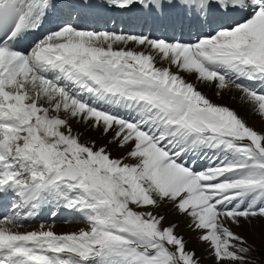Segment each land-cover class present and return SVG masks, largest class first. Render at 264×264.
Instances as JSON below:
<instances>
[{
  "label": "snow or ice",
  "instance_id": "6c2138e0",
  "mask_svg": "<svg viewBox=\"0 0 264 264\" xmlns=\"http://www.w3.org/2000/svg\"><path fill=\"white\" fill-rule=\"evenodd\" d=\"M209 93L264 125V0H0V264H264V127Z\"/></svg>",
  "mask_w": 264,
  "mask_h": 264
},
{
  "label": "rangeland",
  "instance_id": "374dc122",
  "mask_svg": "<svg viewBox=\"0 0 264 264\" xmlns=\"http://www.w3.org/2000/svg\"><path fill=\"white\" fill-rule=\"evenodd\" d=\"M106 23V21L104 20L102 23H101V27H103L104 26V24ZM109 27H111V25H109ZM214 102H216V103H223V104H227L229 107H232V108H235L239 113H240V115L241 116H243L246 120H247V122H248V124L250 125V126H253L254 128H256L257 130L259 129H261L262 127H264V125H260V126H256V121L258 120V118L257 117H254V116H250L249 114H248V112H247V110L245 109V108H243V107H241V105H240V103H238L235 99H232V98H230L229 100H226V101H224V100H219L218 102L216 101V100H214ZM243 110V111H242ZM246 112V113H245ZM88 135L89 136H91L92 138H97L96 137V134H94V133H88ZM100 143H103V141L102 140H99V139H97V144H100ZM113 155H117V153L116 152H113ZM161 212L162 213H167L168 212V210L167 209H161ZM45 219H47V217L46 216H42L41 217V220L43 221V220H45ZM64 219H65V217L64 216H61V217H59L58 219H57V222H56V226H55V230H57V228L56 227H60L59 228V230L61 231L62 229H64L63 231H65V232H68V227H70V226H72L73 224H77V223H65V222H63L64 221ZM71 218L69 217V220H70ZM178 219H181L180 217H177V216H174L173 217V215H171V214H169V216H168V222L170 223V222H172V221H174V220H178ZM50 222V221H49ZM186 223V222H185ZM185 223L182 221V223H181V226H180V228H178L177 229V232L179 233V234H183V235H185V233H187V235L189 236V238H186L187 240H189V242H188V247L189 248H193V249H195V251L197 252V254L198 255H201V254H203V252H202V250H203V245H198L199 243L196 241V239H195V236H196V233H193V232H190L187 228H185ZM79 224V223H78ZM67 227V228H66ZM62 228V229H61ZM31 229V228H30ZM32 230V229H31ZM59 231V232H60ZM70 231H74V229H69V232ZM183 231V232H182ZM58 232V231H57ZM192 233V234H191ZM243 234H245V235H247V233H243ZM196 243V244H195ZM204 264H210V262L209 261H207V260H205L204 261Z\"/></svg>",
  "mask_w": 264,
  "mask_h": 264
},
{
  "label": "bare ground",
  "instance_id": "6f19581e",
  "mask_svg": "<svg viewBox=\"0 0 264 264\" xmlns=\"http://www.w3.org/2000/svg\"><path fill=\"white\" fill-rule=\"evenodd\" d=\"M98 22H100L101 23V19L100 20H98ZM98 26H100V24L98 25ZM101 27V26H100ZM209 95H210V97L213 99V100H216L217 102L219 101V100H221V99H219V98H217L216 96H214V95H212L211 93H209ZM231 97H229V96H225L222 100H224V101H226V100H229ZM238 103H240V101L238 100V99H235ZM228 104V103H227ZM241 105V104H240ZM244 108V107H243ZM243 111V110H242ZM246 113V112H245ZM260 125H262L261 124V122H260V120L258 119L257 121H256V126H260ZM259 130V129H258ZM174 217V216H173ZM185 223V222H184ZM82 225H80V224H73L71 227H68V228H72V229H74V231L76 230V229H78L79 227H81ZM57 228V230L56 231H60L59 230V228L60 227H56ZM67 228V227H66ZM186 228V227H185ZM62 229V228H61ZM64 229H62L60 232L62 233V232H65V231H63ZM68 232H69V230H68ZM183 232V231H182ZM188 233V232H187ZM187 233H185V238H189V236L187 235ZM192 234V233H191ZM187 240V239H186ZM188 242H189V240H187ZM196 244V243H195ZM198 245H200V244H198ZM202 255V254H201Z\"/></svg>",
  "mask_w": 264,
  "mask_h": 264
}]
</instances>
